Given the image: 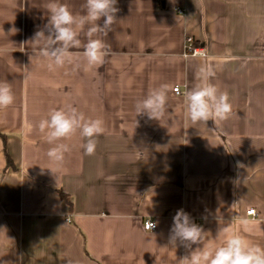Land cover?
<instances>
[{
	"label": "crops",
	"instance_id": "obj_1",
	"mask_svg": "<svg viewBox=\"0 0 264 264\" xmlns=\"http://www.w3.org/2000/svg\"><path fill=\"white\" fill-rule=\"evenodd\" d=\"M49 2L0 0V80L15 95L0 110V264H178L189 254L169 244L179 209L209 233L206 247L224 242L225 227L264 245V0H118L117 22L99 37L112 54L87 71L78 55L75 72L50 71L35 54ZM58 2L86 12L85 0ZM189 38L204 56L187 55ZM204 65L232 114L193 124L185 94ZM162 84L165 115L135 118V102ZM65 105L106 131L91 156L79 133L62 141L71 151L56 164L37 125Z\"/></svg>",
	"mask_w": 264,
	"mask_h": 264
},
{
	"label": "clouds",
	"instance_id": "obj_2",
	"mask_svg": "<svg viewBox=\"0 0 264 264\" xmlns=\"http://www.w3.org/2000/svg\"><path fill=\"white\" fill-rule=\"evenodd\" d=\"M117 3L118 0H85V14L74 15L68 5L50 0L47 4L49 19L45 26L48 34L45 35L44 30L36 32L33 41L37 45L35 54L47 61L50 71L66 66H70L72 72L77 71L81 67V63L75 59L78 55H82L86 61L83 65L85 71L102 66L112 54V49L105 39L99 37H107L117 22ZM102 18L101 25L98 21ZM81 33L87 38L86 43H82ZM81 48L82 53L72 51ZM215 75L216 71L211 65L201 66L197 78L202 83L185 94L186 115L193 124L227 120L232 114L228 93L221 92L209 82ZM170 90L169 85L162 84L151 89L143 99L137 100L133 108L135 118L146 115L149 120L159 121L166 113ZM14 101L12 84L0 80V110L13 105ZM37 127L45 134L47 143L52 145L46 155L56 164H62L66 153L71 151L70 145L62 141L79 133L84 140L81 145L84 153L91 156L95 154L97 138L106 131L102 119L86 117L72 105L52 109L47 117L39 121ZM250 223L251 221L241 220L245 230ZM148 227L152 229L156 224L151 222ZM222 231L225 234L224 242L218 247H206L205 241L209 233L196 224L183 209L177 210L169 232V244L174 249L183 246L189 250V254L182 257L178 264H264V245L248 241L229 227ZM193 245L203 246L192 250ZM67 264L72 262L67 261Z\"/></svg>",
	"mask_w": 264,
	"mask_h": 264
},
{
	"label": "built area",
	"instance_id": "obj_3",
	"mask_svg": "<svg viewBox=\"0 0 264 264\" xmlns=\"http://www.w3.org/2000/svg\"><path fill=\"white\" fill-rule=\"evenodd\" d=\"M187 55H193V56H198V55H200V56H204V55H205V51H204L203 48L194 47V46H193V39L189 38V39H188V47H187ZM174 92H175L176 95H181V94H182V93H181V90H180L179 87H175V88H174ZM254 214H256V211H255V210H250V211L248 212V215H254ZM151 222L154 223V224H156V227L150 229V228L148 227V225H149ZM144 229H145L146 231H155V230L157 229V223H156L155 221H146V222L144 223Z\"/></svg>",
	"mask_w": 264,
	"mask_h": 264
},
{
	"label": "trees",
	"instance_id": "obj_4",
	"mask_svg": "<svg viewBox=\"0 0 264 264\" xmlns=\"http://www.w3.org/2000/svg\"><path fill=\"white\" fill-rule=\"evenodd\" d=\"M0 136H3L4 137V135H0ZM6 159H7V166L8 167H10V168H14L13 167V163H12V160H11V158L7 155V153H6ZM59 194H60V197L63 199V200H65L67 203H68V205L70 206V207H72V202L68 199V196L65 194V193H63V191H59Z\"/></svg>",
	"mask_w": 264,
	"mask_h": 264
}]
</instances>
